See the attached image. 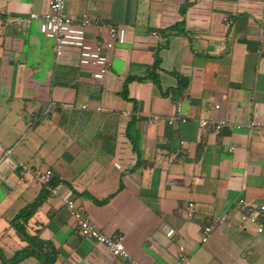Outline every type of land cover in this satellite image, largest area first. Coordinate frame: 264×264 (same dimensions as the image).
Here are the masks:
<instances>
[{
	"label": "crops",
	"instance_id": "crops-1",
	"mask_svg": "<svg viewBox=\"0 0 264 264\" xmlns=\"http://www.w3.org/2000/svg\"><path fill=\"white\" fill-rule=\"evenodd\" d=\"M48 2L0 0L3 258L25 246L9 222L45 193L26 232L52 244L54 264H130L81 238L65 200L135 264H264V228L236 229L238 199L264 204V0H67L69 16L95 23L65 27L59 56L40 18ZM104 23L117 29L111 49ZM179 101L186 121L168 125ZM221 216L201 244V228Z\"/></svg>",
	"mask_w": 264,
	"mask_h": 264
},
{
	"label": "built area",
	"instance_id": "built-area-1",
	"mask_svg": "<svg viewBox=\"0 0 264 264\" xmlns=\"http://www.w3.org/2000/svg\"><path fill=\"white\" fill-rule=\"evenodd\" d=\"M66 3L67 0H49L47 12L42 15L40 18L49 23L52 31V50L55 56H59L62 49V38H63V29L67 26H74L77 28L87 27L95 23L90 17L86 14H80L79 16L73 18L69 16L66 12ZM32 19H35L36 16H31ZM223 25L225 28H229L232 25L231 17H223ZM102 27L106 31V41L104 47L111 49L117 38V29L115 26L104 23ZM56 103L50 101L47 103L46 108L44 109V115H51L56 109ZM84 108V107H82ZM218 106L214 105L213 109H217ZM99 110V109H98ZM123 115H128L124 112ZM160 121L158 116H149L146 119L147 124L156 123ZM186 120L182 115V101L175 103L174 110L172 115L167 119V124L172 125L175 122L184 123ZM197 127L199 130L205 129L209 122L206 119H198ZM226 126V123L212 122V131L217 133L223 127ZM250 127L252 124L249 125ZM237 128V127H236ZM232 147L228 149L229 152L232 151ZM21 172H27V168L21 163L18 164ZM51 178V172L49 170L37 173L35 175L36 183L39 186H46ZM51 194H54V190H50ZM64 209L67 215L75 221L77 225L78 235L83 239H91L97 244L103 245L108 252L115 258L122 260H127L130 264H135L129 259L128 254L126 253L123 245L114 239L107 238L103 236L97 226L86 216H83L81 211L77 209L72 201L65 200L63 201ZM236 208L240 211L238 221L236 222V229L238 231H245L249 225L254 226L255 232L260 233L264 228V204L258 205L256 208L249 207L244 199H238L236 202ZM195 209L193 203L189 202L186 204L184 216L186 219H191L194 216ZM225 217L221 216L220 218L212 221L207 220L205 225L201 228L200 231V243L204 244L208 241L214 228L223 224ZM179 251L181 249L179 248ZM184 261V257L180 256L178 258L177 264H180Z\"/></svg>",
	"mask_w": 264,
	"mask_h": 264
},
{
	"label": "trees",
	"instance_id": "trees-1",
	"mask_svg": "<svg viewBox=\"0 0 264 264\" xmlns=\"http://www.w3.org/2000/svg\"><path fill=\"white\" fill-rule=\"evenodd\" d=\"M152 82H155V77L149 74ZM185 83L182 80L178 81L177 90L172 92V95L178 93L177 91L183 89ZM132 140V137H131ZM133 144L134 141H131ZM45 193H41L33 202L25 205L9 222V226L13 229L17 238L25 243V246L15 252L9 259H4L0 250L1 264H16L26 258H34L39 264H54L57 258V252L48 241H42L36 235H29L26 232V223L33 216L35 211L40 207L44 200Z\"/></svg>",
	"mask_w": 264,
	"mask_h": 264
}]
</instances>
